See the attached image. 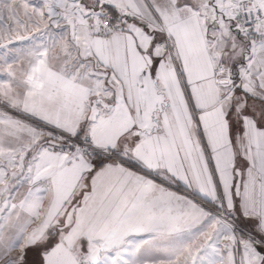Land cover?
Segmentation results:
<instances>
[{"label": "snow or ice", "instance_id": "obj_1", "mask_svg": "<svg viewBox=\"0 0 264 264\" xmlns=\"http://www.w3.org/2000/svg\"><path fill=\"white\" fill-rule=\"evenodd\" d=\"M0 264H264V0H0Z\"/></svg>", "mask_w": 264, "mask_h": 264}]
</instances>
